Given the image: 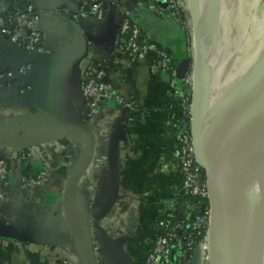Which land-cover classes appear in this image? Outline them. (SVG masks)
I'll return each mask as SVG.
<instances>
[{
    "label": "crops",
    "instance_id": "crops-1",
    "mask_svg": "<svg viewBox=\"0 0 264 264\" xmlns=\"http://www.w3.org/2000/svg\"><path fill=\"white\" fill-rule=\"evenodd\" d=\"M5 1L0 0L8 9ZM15 1L31 4L39 14L34 26L45 54L72 58L82 73L92 65L104 66V79L122 97L119 103L107 101L86 120L95 136V153L76 186L74 205L98 264H120L110 240L118 241L135 264L132 254L150 247L156 234L150 220L166 213L178 181L172 164L177 131L165 123L164 116L166 109H178L179 98L173 92L180 79L173 80L161 70L151 51L141 60L123 63L115 39L121 13L126 11L148 42L179 61L190 55L185 12L180 8L179 16L171 13L166 0H104V16L97 21L86 11L84 0ZM19 28L23 34V25ZM5 47L7 38L0 31V133L36 134L56 127L58 121L82 120L85 104L76 95L79 85L74 83L68 99L56 104L47 98L44 83L52 68L38 59L24 75L8 77L7 71L15 70L21 60L7 56ZM110 141L115 143L119 194L102 215ZM74 143L79 145L73 147ZM82 146L79 137L67 136L28 149L0 147L8 165L0 182V228H19L33 237L58 241L47 244L0 235V264H78L65 224L62 192ZM41 173L42 180L32 182Z\"/></svg>",
    "mask_w": 264,
    "mask_h": 264
},
{
    "label": "water",
    "instance_id": "water-1",
    "mask_svg": "<svg viewBox=\"0 0 264 264\" xmlns=\"http://www.w3.org/2000/svg\"><path fill=\"white\" fill-rule=\"evenodd\" d=\"M5 51V54L7 56L20 58L21 64H32L38 59H43V63L52 68L51 72L45 77L44 83L46 85L45 91L47 93V98L55 102L56 104L63 103L68 99V97L71 95L69 90L74 83H76L77 85L80 84L82 71L78 64L72 58L66 55H47L44 52L39 53L34 50L28 51L22 47L12 46L5 47ZM190 68V55L183 57L178 61L176 71L177 77L180 79V81H184L186 79V77L189 75ZM261 68L262 66H259L258 71L256 72H259ZM195 73L197 80V77H199L200 74L197 71ZM258 80H260V78ZM204 84L205 82H203V85ZM203 85L200 82H196L195 87L193 88V93L191 95L190 101L191 111L189 125L195 151V158L204 170L205 183L208 194V264H233L230 232L226 223V206L223 198L222 179L224 176V171L221 170L217 162L220 152L215 151L214 153H212L210 149L205 148L203 138L205 121L208 113H210V108H208L207 106L208 94ZM258 91H261L259 95H257ZM258 91L253 93L250 97V99L253 97L256 98L249 105V108L243 119L238 124V127L231 133V135L227 139L223 147L224 149L230 147L244 133L259 126L264 121V82L262 83ZM76 95H79L84 99V95L80 87ZM242 108H244V106ZM231 122L223 126V128L218 133V138L213 139L212 144L220 141L223 138L224 134L234 123L233 122L231 124ZM57 123L58 125L56 127L36 134L8 135L0 133V147L9 149H28L31 147L53 142L67 136H76L81 139L83 145L81 155L69 170L67 179L63 187L62 209L68 235L71 238L77 252L78 264H98V259L94 252L92 243L88 238L86 232L84 231L83 224L80 219L79 210L74 205V192L76 190V186L88 166L94 160L95 136L88 123L82 120H64L58 121ZM0 159H3V157L0 156ZM106 162L108 168V181L104 201L100 206V213L102 215L107 213L112 208L119 194L118 192L120 176L114 141H110L107 146ZM0 235H14V237H18L30 242L45 241V243L47 244L58 242L53 240L52 238L41 239L38 237H33L23 229L19 228L1 227ZM109 245L120 264H132L130 256L124 251V248L118 241L110 240ZM188 264H198V250L193 253ZM241 264H251V261L249 262L247 258L244 257V261H241Z\"/></svg>",
    "mask_w": 264,
    "mask_h": 264
},
{
    "label": "built area",
    "instance_id": "built-area-1",
    "mask_svg": "<svg viewBox=\"0 0 264 264\" xmlns=\"http://www.w3.org/2000/svg\"><path fill=\"white\" fill-rule=\"evenodd\" d=\"M89 2L88 14L97 21L101 20L105 10L104 0H89ZM166 2L170 10L180 9L179 0H166ZM2 13L6 15L2 16ZM38 18L39 14L34 12L31 4H28L25 9L14 7L8 11L7 6L0 2V31L6 36L8 46L22 47L28 51L34 50L43 53L44 49L41 36L34 26ZM20 24L25 28L23 34L19 28ZM142 36L143 34L139 26L131 20L128 12L123 11L115 39V49L118 56L121 58L128 57L129 63L131 61L141 60L146 52L151 51L157 58V66L167 72L173 80L177 79V66L173 64V58L165 50L148 42L147 39L143 40L141 38ZM31 68V64H20L15 70L7 71L6 75L8 77L24 75ZM104 75L105 67L101 65H92L81 75L79 87L84 95V106L88 110V118L97 115L100 112L101 106L107 101L122 102V97L105 81ZM184 81L186 82V79ZM181 92L182 90L179 88L174 90L173 94L179 98L178 109L172 110L168 114V119L165 123L177 131V151L172 164L174 169L183 174L181 189L188 193L189 200L181 206L179 220L173 225L169 224L172 217L171 213L166 214L167 220L163 225L162 233L157 235L153 240V244L148 250L143 264H172L173 262L177 264H188L193 253L197 250H200L198 264L208 263L207 230L209 206L203 216L197 215L193 211L197 197L208 200V194L205 181L203 183L200 181L199 173L203 169L195 158L190 125L186 128L185 123L175 119L177 112L181 110L188 112L185 93L182 92L183 95H180ZM126 106L130 107L129 104H126ZM7 172V162L4 159H0V182L4 181ZM43 176V173H41L38 179L31 181L38 183L42 180ZM202 230L204 232L202 240L193 245L191 234L193 235V232L200 234ZM189 252L191 254L185 260ZM63 264L70 263L64 262Z\"/></svg>",
    "mask_w": 264,
    "mask_h": 264
},
{
    "label": "bare ground",
    "instance_id": "bare-ground-1",
    "mask_svg": "<svg viewBox=\"0 0 264 264\" xmlns=\"http://www.w3.org/2000/svg\"><path fill=\"white\" fill-rule=\"evenodd\" d=\"M215 1L216 0H195L193 4V14L197 35H200L201 32L204 31L205 27H207V22L215 16ZM226 10L224 3L219 5L216 14V24L220 36L214 41L213 46L210 45L208 32L200 47L204 52V56L207 57L208 62L214 65L219 75L221 74V76H223L226 72L229 74L230 79L226 86V92L228 94L236 93L237 90L241 88L239 87L241 82L245 81L247 91L252 95L259 90L264 82V16L260 23L254 27V35L253 37L251 36L253 38L251 39L252 41H248L243 54L232 64L231 71L233 72L235 64L241 63L239 61L243 59L242 56L244 55L245 57V55H249L247 62L251 64L250 67L254 69V71L251 72V76L248 79L247 75L244 76V78L241 76L242 79L239 84L235 83L236 74L228 73L229 69L226 66V59L230 56L228 47L225 45L227 32L225 29H228V13ZM239 40L236 44L240 43ZM238 45L234 48L235 51ZM220 51H223L222 59L218 55ZM259 66H262L259 71L260 73L256 72ZM258 75L260 80H258ZM214 78L215 75L210 79V86L212 83L214 86ZM260 93L261 91H258L257 95ZM224 95L223 93L215 96L212 109L206 118L203 131L205 148L210 149L212 153L215 151L220 152L217 162L221 170L226 174L222 179V186L223 198L226 206V223L230 232L233 264H241L236 242L241 246H244L248 241L251 242V240L247 238V235L256 230L261 236L260 245H258L256 249L254 248L255 252L257 251L259 254L256 264H264V121L259 126L244 133L230 147L224 149L223 147L227 139L238 127L249 105L256 98H251L243 105L244 108L238 110L236 101H231L230 98L228 99V97H224ZM216 100L221 101L220 104H217ZM219 111H221L220 114ZM230 122L233 124L232 126L230 125L231 127L227 131V134L224 135L225 137L223 136L220 141L212 144L216 131Z\"/></svg>",
    "mask_w": 264,
    "mask_h": 264
},
{
    "label": "rangeland",
    "instance_id": "rangeland-1",
    "mask_svg": "<svg viewBox=\"0 0 264 264\" xmlns=\"http://www.w3.org/2000/svg\"><path fill=\"white\" fill-rule=\"evenodd\" d=\"M216 1H215V8H214L215 16H213V18L207 22V27H205L204 31H202L200 35H197L196 29H195V23H194V14H193V4L195 0H179L180 8L182 11L185 12L183 24L186 27V30L189 36V52L191 56V68L189 71V75L186 78V84L188 85V95H189L188 97L191 100V95L193 93V88L195 87L196 82L198 83L200 82L202 85H203V82H205L203 87L204 89L207 90V94H208V97H207L208 105L207 106L208 108L210 107L209 110L212 109V106H213L212 104H213V101H215V96L217 94L220 95L223 93L225 94L224 97L227 96L228 99L230 98L231 101H236V106L239 110L243 107V105L246 104L248 100H250V97L252 96L247 91V88L245 86L246 82L242 81L241 84L239 82L246 75L248 76L247 77L248 79L251 76V72L254 71V69H252L250 67L251 64H248L247 62L249 55L247 56L245 55V57L244 55L242 56L243 59H240L239 61L241 63L240 64L237 63V65L235 64L233 72L231 71V67H232V64L235 63L236 59L238 60L241 54H243V52L245 51V47L247 46L248 41H252L251 39H253L252 37L254 35V27H256L258 23H260V21L262 20L264 16V0H216ZM222 3L225 4L226 9H227L226 11L228 13L227 14L228 15V19H227L228 29H225L227 30L225 45H227L228 47V52L230 53V56L228 59H226V66L229 69L228 73L236 74L235 83H239L240 84L239 87H241L234 94H228L226 92V88H227L226 86L230 79L229 74H227L226 72V74H224L223 76H221V74L219 75L214 65H211L208 62L207 57L204 56V52L202 51L200 47L204 39L206 38L208 32H209V41H210L211 46H213L214 41L220 36V33L217 28L218 26L216 24L217 23L216 14H217L219 5ZM238 40L240 42L238 43L239 45L236 44ZM236 45H238V47H237V50L235 51L234 48L236 47ZM218 55L222 59L223 51H220V54ZM196 71L199 72L200 74V76L197 77V80H196V73H195ZM213 75H215L214 86H213V83L210 86V79L212 78ZM182 92H184V90ZM182 92L180 95H183ZM220 102L221 101L216 100L217 104H220ZM186 107H188L187 113L189 115L191 111L190 101L188 104H186ZM220 113L221 111H219V114ZM219 114H218V119H219ZM223 126L216 131L213 139L218 138L219 136L218 133L223 128ZM226 134L227 132L224 135ZM77 145L79 144H75L73 147H76ZM79 148H81V144ZM74 149H77V148H74ZM74 149L72 152H74ZM247 236H248L247 238L250 239L251 242L248 241L244 246H241L239 245V243L236 242L238 254L242 262L244 261V257H245L247 258L249 262L251 261V264H256L257 257L259 254L257 251L255 252V249L258 245H260L259 242L261 241V236L257 230L251 234H248ZM198 254H200V250L198 251ZM199 260H200V257H199ZM204 263L208 264L207 262H204Z\"/></svg>",
    "mask_w": 264,
    "mask_h": 264
},
{
    "label": "trees",
    "instance_id": "trees-1",
    "mask_svg": "<svg viewBox=\"0 0 264 264\" xmlns=\"http://www.w3.org/2000/svg\"><path fill=\"white\" fill-rule=\"evenodd\" d=\"M8 5V11L12 10V8L14 7H18L19 9H25V7L28 5L27 3H21L19 1H15V0H6L5 1ZM89 5L90 2L89 0L85 1V9L86 11H88L89 9ZM35 12V11H34ZM171 13H176L177 16L180 15V11L179 10H170ZM2 16H5L6 14H1ZM143 40H146V37L143 35L141 37ZM189 46V45H188ZM168 55H170L173 58V64L176 66L177 64V59H175L169 52L165 51ZM185 57V56H183ZM123 59V63H128L129 59L128 57H124L121 58ZM173 65V66H174ZM179 88L185 93V98H186V104L189 103L190 99H189V95H188V85L186 84L185 81H180L179 80ZM170 113V111L168 109L165 110V116L164 119L165 121L168 119V114ZM88 118V110L86 109V107L84 106L83 112H82V121L86 122ZM175 119L179 122H183L186 124V128L189 127V122H190V115H188L187 112L185 111H179L175 114ZM177 143V142H176ZM176 151H177V147H176ZM175 158V157H174ZM173 161V160H172ZM175 173H176V178L178 181H176L175 184V188L172 194V197L169 199L170 202L169 203V208L166 211V213H160V214H156L154 217H152V219L150 220V225L154 226L156 228V234L155 236L153 235L151 240L152 243L150 244V247L144 252V253H133V259L135 264H143L144 260H145V256L148 252V250L151 248L152 244H153V240L155 239V237L157 235H159L160 233H162L163 230V225L166 223L167 220V216L166 214L171 213L172 217L170 220V225H173L175 222H177L179 220V211L182 205L185 204L186 201L189 200L188 197V193H186L185 191H183L181 189V181L183 179V174L175 169ZM200 175V181L203 183L205 181V176H204V170H201V172L199 173ZM209 204H208V200L207 199H201L199 197H197V200H195L194 203V212L197 215L203 216L205 215L207 208H208ZM204 235L203 230L200 232V234H197L196 232H193V235L191 234V238L193 240V245H195L197 242H199L200 240H202ZM191 252H189L185 258L188 259L190 256ZM184 260V261H185ZM172 264H177L176 262H173Z\"/></svg>",
    "mask_w": 264,
    "mask_h": 264
}]
</instances>
